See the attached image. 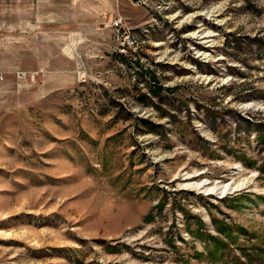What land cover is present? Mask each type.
Instances as JSON below:
<instances>
[{
    "label": "rangeland",
    "instance_id": "1",
    "mask_svg": "<svg viewBox=\"0 0 264 264\" xmlns=\"http://www.w3.org/2000/svg\"><path fill=\"white\" fill-rule=\"evenodd\" d=\"M0 264H264V0H0Z\"/></svg>",
    "mask_w": 264,
    "mask_h": 264
},
{
    "label": "built area",
    "instance_id": "2",
    "mask_svg": "<svg viewBox=\"0 0 264 264\" xmlns=\"http://www.w3.org/2000/svg\"><path fill=\"white\" fill-rule=\"evenodd\" d=\"M3 78H4L3 73L0 72V80H2Z\"/></svg>",
    "mask_w": 264,
    "mask_h": 264
}]
</instances>
